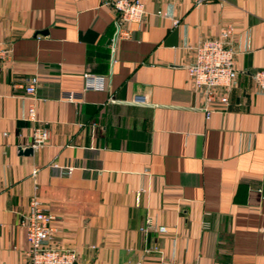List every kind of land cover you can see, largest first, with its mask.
I'll return each mask as SVG.
<instances>
[{
	"label": "crops",
	"instance_id": "0c3cea01",
	"mask_svg": "<svg viewBox=\"0 0 264 264\" xmlns=\"http://www.w3.org/2000/svg\"><path fill=\"white\" fill-rule=\"evenodd\" d=\"M141 1L142 20L114 37L108 0H0V264H26L31 196L76 264H264V94L251 77L264 0ZM225 24L236 84L205 117L186 46ZM84 72L103 88H84ZM144 216L166 231L140 230Z\"/></svg>",
	"mask_w": 264,
	"mask_h": 264
},
{
	"label": "built area",
	"instance_id": "2783aa9c",
	"mask_svg": "<svg viewBox=\"0 0 264 264\" xmlns=\"http://www.w3.org/2000/svg\"><path fill=\"white\" fill-rule=\"evenodd\" d=\"M116 11V34H127L125 24L140 22L144 16V5L141 0H108ZM232 27L229 24L222 26L214 37H201L186 47L190 50V58L184 65L187 71L191 89L201 98V109L208 117L217 110L215 102L224 105L228 94L236 84L237 71L234 67L235 50L230 44ZM10 47L0 40V61L8 57ZM251 77L259 92L264 94V69L252 72ZM84 88H103L101 75L88 72L83 73ZM37 78L30 76L23 85V91L32 94L35 90ZM71 93L67 94L70 98ZM133 103L145 101L142 94H134L130 99ZM27 116L33 118V106L27 107ZM46 138V131L36 126L31 132V145L37 147ZM70 166L64 167L68 173ZM61 173V171H60ZM53 213L42 206L35 196L28 199V208L21 214L19 224L25 230L27 248L25 250L26 264H76V252L73 248L61 247L53 242ZM140 230H153L158 233L166 231L163 225L152 224L150 216H144ZM156 251L158 247L152 244L148 247ZM134 264H140L139 261ZM157 264H193L176 261L173 258L161 256Z\"/></svg>",
	"mask_w": 264,
	"mask_h": 264
},
{
	"label": "water",
	"instance_id": "95a60500",
	"mask_svg": "<svg viewBox=\"0 0 264 264\" xmlns=\"http://www.w3.org/2000/svg\"><path fill=\"white\" fill-rule=\"evenodd\" d=\"M116 36V32L114 33V37ZM22 151H24V152H30L31 151V147L30 146H27V147H24L23 149H22Z\"/></svg>",
	"mask_w": 264,
	"mask_h": 264
}]
</instances>
